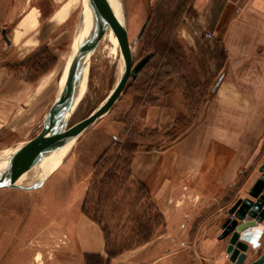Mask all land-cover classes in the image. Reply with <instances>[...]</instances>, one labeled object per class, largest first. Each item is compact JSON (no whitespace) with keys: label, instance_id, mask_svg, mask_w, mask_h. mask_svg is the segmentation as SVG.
Here are the masks:
<instances>
[{"label":"rangeland","instance_id":"rangeland-1","mask_svg":"<svg viewBox=\"0 0 264 264\" xmlns=\"http://www.w3.org/2000/svg\"><path fill=\"white\" fill-rule=\"evenodd\" d=\"M194 1L109 0L115 16H122L125 22L129 72L142 57L153 53L163 21L180 7L183 12L173 35L182 61L163 67L171 56L160 49L135 78L128 75L122 93L105 114L82 133L60 143L62 161L44 183L27 190L0 188V264H50L52 253L61 245L59 234L49 225L69 204L81 202L83 207L88 201L87 212L91 216L99 212L109 240L117 247L141 240V224L154 226L152 238L163 230L164 219L157 218V202L147 185L131 176L122 188L99 193L93 189L94 175L101 170L95 164L106 151L108 161L115 163L119 143L135 142L138 150L166 149L199 122L220 62L212 60L216 53L207 52L213 44L212 38L203 35L208 27L192 20ZM84 15L85 0H6L0 12V32L6 29L11 45L0 33V68L7 73L0 90V171L41 131L72 68ZM119 39V29L105 11L93 34L87 79L73 98L65 130L95 113L114 90L121 72ZM182 105L183 109L178 110ZM149 106L164 108L155 130L143 125ZM42 164L12 176L34 179L40 176ZM131 180L143 183L148 191H138ZM90 263L99 264L96 260Z\"/></svg>","mask_w":264,"mask_h":264},{"label":"crops","instance_id":"crops-1","mask_svg":"<svg viewBox=\"0 0 264 264\" xmlns=\"http://www.w3.org/2000/svg\"><path fill=\"white\" fill-rule=\"evenodd\" d=\"M193 10L192 20L208 27L203 35L212 34L207 52L220 62L199 122L166 149H139L131 162L132 176L157 202L163 230L108 258L101 227L83 214L81 202L69 204L49 225L61 245L50 264H234L228 238L219 239L221 225L238 199H252L264 163V0H195ZM6 75L0 68V90ZM163 114L147 107L144 127L155 130ZM263 230L264 221L241 232L245 263L264 253Z\"/></svg>","mask_w":264,"mask_h":264},{"label":"water","instance_id":"water-1","mask_svg":"<svg viewBox=\"0 0 264 264\" xmlns=\"http://www.w3.org/2000/svg\"><path fill=\"white\" fill-rule=\"evenodd\" d=\"M89 8L88 24L84 37L80 43L76 59L67 77L66 84L59 96L54 100L46 114L41 131L33 139L27 141L9 160L6 167L0 171V188H14L20 190L35 189L44 181L37 180L31 187H22L11 183V176L24 168L36 165L67 137L82 133L90 124L105 114L117 101L122 93L128 79L135 78L149 61L152 54L142 57L129 72L131 64L129 54V43L123 17L117 18L111 9L109 0H87ZM106 11L116 23L122 45L121 72L118 82L105 103L92 115L71 127L64 129L70 120L74 95L78 82L83 78L85 59L91 54L92 39L95 28L103 11ZM147 22L144 23L138 33L140 38L145 30ZM78 30H81V22ZM4 39L9 40L2 29ZM259 177L249 190L252 199H238L228 211V217L221 225L219 239L228 238L226 253L234 264H264V253L256 259L245 263L247 258V244L240 240V234L250 227H256L264 221V163L259 167ZM264 231V230H263Z\"/></svg>","mask_w":264,"mask_h":264},{"label":"trees","instance_id":"trees-1","mask_svg":"<svg viewBox=\"0 0 264 264\" xmlns=\"http://www.w3.org/2000/svg\"><path fill=\"white\" fill-rule=\"evenodd\" d=\"M182 12L183 7H180L175 12H172L171 16L169 15V17L165 21H163L164 26L161 34L159 35V40L153 45L152 56L157 55L160 49L162 51H168L169 54L167 53V56H171L168 62L163 63V67H168L169 65L172 66L173 63H179L180 61H182V57L178 54L176 39L173 35V32H175V29L179 24ZM138 147V144L135 142H125L124 144L119 143L116 150L120 151V154L115 157V163H111L110 161H108L107 157L109 155V151H106L95 164V167L101 170L96 172L94 175L93 189L95 191H99L100 193L104 190L114 191L122 188L125 183H127V181L131 179V162L134 154L138 151ZM134 183L139 187L140 190L138 191H148L143 183L131 180V184ZM87 205L88 201H85V204L82 207V212L89 219L96 222L101 227L105 237L106 253L108 258H114L125 251L132 250L151 240L154 233V226L152 227L151 225H149V223H147L141 224L139 228L140 233L144 235L141 240L136 242L123 243L125 245H120L118 247L115 246L114 243L109 240L110 238L107 233L106 225L103 224V220L99 212L95 211V214L91 216L89 212H87ZM157 218L161 220L163 219L161 213L157 212ZM96 259L101 260L99 257H97Z\"/></svg>","mask_w":264,"mask_h":264},{"label":"bare ground","instance_id":"bare-ground-1","mask_svg":"<svg viewBox=\"0 0 264 264\" xmlns=\"http://www.w3.org/2000/svg\"><path fill=\"white\" fill-rule=\"evenodd\" d=\"M104 14H105V10L102 12L101 16H104ZM84 17H85V19L83 21H81V34L78 37V39H76V41H75V48H74V53H73L74 54V56H73V63H74V61L76 59V56H77V53H78V49H79L80 43H81V41H82V39L84 37L85 30H86V25L88 24L89 8H88V5H87V0H85V15H84ZM119 41H120V39H119ZM98 42H100V44L103 43L102 40H98ZM89 62H90V54L85 59V62H84L85 68H84L83 78L77 84V88H76L75 95L79 92V90L81 88H83V85H84V83H85V81L87 79V72H88ZM61 91L62 90H60L59 94L61 93ZM59 94H58V96H59ZM61 150L62 149H60V144H59L57 147H55L52 150L53 152L51 151L42 160L43 161V164H42L41 169H40V172H39V173H41L40 176L38 174V176L36 178H34V179L27 178V177H13V176H11V178H10L9 181L11 183H14V184L19 185V186H22V187H31L37 180H39L40 182L41 181H45L47 179V177L51 173H53L57 169V167L60 165V163L62 161V151ZM52 154H53V157H52ZM1 166H2V160L0 158V167Z\"/></svg>","mask_w":264,"mask_h":264},{"label":"built area","instance_id":"built-area-1","mask_svg":"<svg viewBox=\"0 0 264 264\" xmlns=\"http://www.w3.org/2000/svg\"><path fill=\"white\" fill-rule=\"evenodd\" d=\"M204 36H205V38H212V34L211 33H205Z\"/></svg>","mask_w":264,"mask_h":264}]
</instances>
